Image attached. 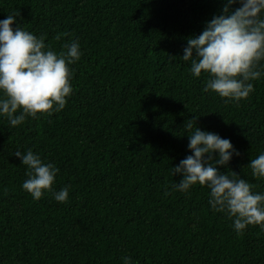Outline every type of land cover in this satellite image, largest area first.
Wrapping results in <instances>:
<instances>
[{
    "label": "trees",
    "instance_id": "1",
    "mask_svg": "<svg viewBox=\"0 0 264 264\" xmlns=\"http://www.w3.org/2000/svg\"><path fill=\"white\" fill-rule=\"evenodd\" d=\"M226 3L0 0V21L16 15L14 28L44 35L57 53L73 40L82 53L62 111L17 127L0 115V264H264V226L238 234L209 187L173 190L183 175L172 167L193 155L184 126L194 119L193 131L240 153L218 170L264 194V177L247 167L264 153V74L247 99L226 103L181 58ZM29 150L59 169L52 188L68 186L66 202L23 189L27 166L14 154Z\"/></svg>",
    "mask_w": 264,
    "mask_h": 264
},
{
    "label": "clouds",
    "instance_id": "2",
    "mask_svg": "<svg viewBox=\"0 0 264 264\" xmlns=\"http://www.w3.org/2000/svg\"><path fill=\"white\" fill-rule=\"evenodd\" d=\"M239 4V7L232 8ZM222 15L207 22L204 31L187 39L184 61H191V74L200 77L207 73L204 91L211 90L225 102L247 99L254 91L252 81L260 79L261 62L264 61V0H227ZM17 24L16 15L0 21V115L6 116L11 127L21 125L27 117L38 114L51 116L62 111L72 94V69L82 53L78 41L73 40L57 53L46 37L24 30ZM55 37L57 41L61 36ZM19 113V114H17ZM194 119L185 123L188 131V147L193 153L172 167V173L182 174L183 179L173 190L187 192L193 185L210 188L209 203L216 212L235 218L234 228L238 234L249 225L264 226V194L253 193L254 185L240 178L235 171L221 172L217 165L227 166L234 149L229 139L210 131L194 128ZM218 153V158L215 157ZM27 166L22 187L36 200L45 190L52 192L56 201L66 202L69 187L53 192L59 169L42 161L29 150L26 154H14ZM256 178L264 177V153L251 159L247 165ZM169 193L166 191L165 195ZM124 264H131L130 257H123Z\"/></svg>",
    "mask_w": 264,
    "mask_h": 264
}]
</instances>
